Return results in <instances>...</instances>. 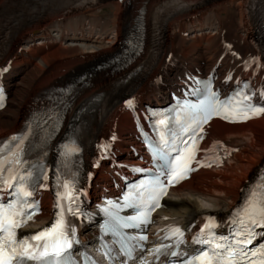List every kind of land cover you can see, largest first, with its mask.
I'll return each mask as SVG.
<instances>
[{"label": "bare ground", "instance_id": "bare-ground-1", "mask_svg": "<svg viewBox=\"0 0 264 264\" xmlns=\"http://www.w3.org/2000/svg\"><path fill=\"white\" fill-rule=\"evenodd\" d=\"M256 1L253 17L246 14L249 0H0V67L11 66L0 139L17 132L25 106L39 92L86 75L92 87L75 97L74 106L88 105L92 98L99 101L85 118L88 148L115 131L124 137L118 147L126 152L123 145L130 143L132 124L121 110L125 99L142 92L162 93L175 77L201 64L207 72L218 63L232 71L238 63H255L264 54V44L258 48L249 42L250 26L264 9V3L257 7ZM143 4L145 54L122 75L110 74L108 60L118 52V42L134 26ZM105 8L112 13L107 21L95 16ZM22 46L30 52L18 50ZM159 74L168 75L166 84L155 81ZM208 131V143L228 142L240 147V153L225 171L202 172L173 190L161 212L184 223L209 210L226 214L264 163V116L240 126L212 121Z\"/></svg>", "mask_w": 264, "mask_h": 264}, {"label": "snow or ice", "instance_id": "snow-or-ice-1", "mask_svg": "<svg viewBox=\"0 0 264 264\" xmlns=\"http://www.w3.org/2000/svg\"><path fill=\"white\" fill-rule=\"evenodd\" d=\"M128 104L131 106L132 102L128 101ZM234 111L237 115L248 119L252 115L264 112V108L243 105ZM224 118L228 119L227 116ZM161 123L163 124L164 121ZM189 139L195 141V137H189ZM12 140L18 141L15 148L19 151L12 150L7 155H0V182L11 189V195L15 197L7 204H0V264H75L71 252L75 231L68 228L64 219V208L59 204V200H68L70 203L74 200L69 190V183L63 185L65 192L58 193L60 212L52 224L37 233L18 238L17 230L25 226L38 212V202L31 197L34 195L36 180L40 177L34 176L32 171L19 173L16 166L22 163L23 139L18 140L14 136ZM184 143L187 145V141ZM193 148L194 143L192 147L178 149L175 156L170 157V153L162 154L159 159L161 161L160 177L163 179L159 177L156 179L149 199L142 202L143 209L137 215L123 220L113 216V222L109 224V228L111 230L139 229L141 224L148 223L150 211L160 206L159 201L167 194L168 187L186 179L187 174L192 170L190 162L194 159ZM5 171L8 175H4ZM43 179H47V176ZM260 181L261 183L249 193L243 208L238 210L231 219L230 223L238 227L232 229L229 235H218L214 229L219 225L214 217H209L207 223L202 225L199 234L192 240L193 243L206 247H202L187 259H181L183 254L178 250L185 243L184 232L180 228L170 229L163 239L171 240L172 243L162 244L151 250L156 260L163 256L169 259V264L173 257L180 259V264H254L249 259L250 254L255 255L259 252L264 256V243L255 250L249 249L252 241L261 235L254 228L264 227V176L260 177ZM126 206L139 208L138 204ZM67 210L73 213L75 211L71 207ZM147 239L146 235L132 237L121 233V239L118 242L124 252L130 253L138 247H143L140 242Z\"/></svg>", "mask_w": 264, "mask_h": 264}, {"label": "rangeland", "instance_id": "rangeland-1", "mask_svg": "<svg viewBox=\"0 0 264 264\" xmlns=\"http://www.w3.org/2000/svg\"><path fill=\"white\" fill-rule=\"evenodd\" d=\"M254 1H256V0H249V2H247L248 6H247V4H246V10H247L246 14H247V15L252 14L253 17H256L257 13H256L255 10H257V9H255V8H256L255 5H254V7H253ZM252 2H253V3H252ZM261 2L264 3V0H258V1H256V4L259 5V6H257V7H261V5H260ZM250 3H251V4H250ZM250 5H251V6H250ZM249 9H251V10H249ZM252 9H255V10H252ZM249 11H250V12L252 11V12L250 13ZM248 13H249V14H248ZM96 14H98L97 17H102L103 20H106V18H107V20H108L109 17H111L110 15H112V13L109 11V8H105L104 10H97L96 13H95V15H96ZM104 18H105V19H104Z\"/></svg>", "mask_w": 264, "mask_h": 264}]
</instances>
